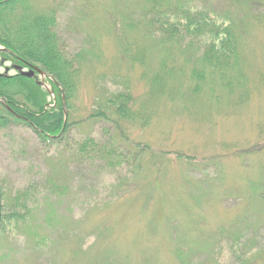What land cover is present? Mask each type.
Segmentation results:
<instances>
[{
  "label": "rangeland",
  "instance_id": "1",
  "mask_svg": "<svg viewBox=\"0 0 264 264\" xmlns=\"http://www.w3.org/2000/svg\"><path fill=\"white\" fill-rule=\"evenodd\" d=\"M188 2L222 12L229 0ZM243 2L242 78L229 73L225 82L233 86L228 90L225 82L218 84L217 100L211 102L199 103L190 92L177 97V103L169 96L154 100L147 120L124 125L129 144L149 148L144 169L161 163L159 192L143 182L134 184L132 167L125 162L115 166L117 157L109 151L115 129L104 121L74 125L54 143L41 141L32 128L15 121L0 128L3 187L13 192L33 185L42 193L28 223L0 239V264H183L172 253L181 244L191 264H233L235 256L243 255L240 247L234 249V234L243 248L255 243L249 264H264V0ZM35 3L39 11L55 10L54 30L62 48L84 59L72 100L76 119L115 89L116 72L127 75L133 106L141 107L149 96V85L140 77L146 64L124 60L122 46H129L130 57L150 43L140 36L148 17L140 11L144 0ZM191 55L171 56L176 77L185 64L189 69ZM10 64L0 65V73ZM54 100L49 94L46 108ZM87 137L96 145L84 146ZM98 255L100 262L93 263Z\"/></svg>",
  "mask_w": 264,
  "mask_h": 264
},
{
  "label": "trees",
  "instance_id": "2",
  "mask_svg": "<svg viewBox=\"0 0 264 264\" xmlns=\"http://www.w3.org/2000/svg\"><path fill=\"white\" fill-rule=\"evenodd\" d=\"M34 1L37 2L0 0V58L9 61L12 66L37 67L50 76L55 103L53 107L46 108L47 92L42 90L35 77H25L18 73L10 76L0 74V128L15 121L32 128L41 141L54 143L74 125L104 121L115 129V142H110L109 149L117 157L115 166L125 162L132 167L134 184L136 181L138 184L143 182L145 188H155L159 192L164 184L159 178L161 163L149 166L155 174H151L149 168L144 169L147 158L145 153L149 148L140 143L129 144L124 125L136 119L147 120L153 112L154 100L169 96L177 103L181 101L177 97L190 92L199 96V103H207L211 102V98L217 100L216 86L224 83L229 73L242 78L239 17L243 12L239 7L244 5L243 0H229L222 12H215L213 6L207 9L192 5L188 0H144L140 11L148 17L144 18L145 25L140 36L150 43L146 50L136 49L130 57L127 53L130 52L129 46L123 45L122 54L124 60L137 59L141 64L145 62L140 77L149 85V96L142 100L140 108L134 107L135 98L129 91L127 75L116 72L113 80L115 89L102 95L98 104H94L92 111L82 119H76V110L71 108L77 92L76 78L84 68V59L80 54L69 55L62 48L61 40L54 30L55 10L39 11L36 7L39 4ZM249 1L245 0V4ZM246 7L249 12L250 5ZM127 25L131 24L127 22ZM181 52L188 57L194 54L195 57L189 69L185 64L176 77L175 62L171 56ZM232 86L229 81L223 84V88L228 90ZM87 145L95 146L96 142L92 137H87L84 146ZM151 154L155 155L153 152ZM3 186L0 182V239L11 235L12 229L28 223V217L34 212V200L42 195L40 191L34 190L33 185L13 192H8ZM260 195L264 204V187ZM233 237L234 249L240 247V254H243L241 257L235 256L233 264H249V251L251 247L255 249V243L251 242L250 247L243 248L238 245L239 237L236 234ZM39 243L37 240L36 244ZM187 249L186 245L181 244L172 253L181 258L183 264H191L193 260L184 251ZM198 253H195L196 256ZM233 254L237 253L233 251ZM100 260L98 255L93 263Z\"/></svg>",
  "mask_w": 264,
  "mask_h": 264
},
{
  "label": "water",
  "instance_id": "3",
  "mask_svg": "<svg viewBox=\"0 0 264 264\" xmlns=\"http://www.w3.org/2000/svg\"><path fill=\"white\" fill-rule=\"evenodd\" d=\"M20 71V75L25 77H31L33 76L34 72L42 73L41 70H39L36 67L31 68L28 72L21 70V67H16Z\"/></svg>",
  "mask_w": 264,
  "mask_h": 264
}]
</instances>
